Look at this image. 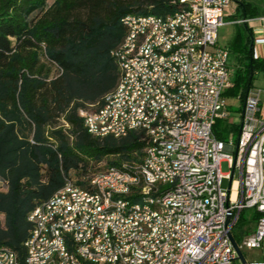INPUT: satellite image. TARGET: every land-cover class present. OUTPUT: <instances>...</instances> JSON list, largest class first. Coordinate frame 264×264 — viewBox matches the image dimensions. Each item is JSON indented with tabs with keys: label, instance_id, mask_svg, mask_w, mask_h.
I'll return each instance as SVG.
<instances>
[{
	"label": "trees",
	"instance_id": "16d2710c",
	"mask_svg": "<svg viewBox=\"0 0 264 264\" xmlns=\"http://www.w3.org/2000/svg\"><path fill=\"white\" fill-rule=\"evenodd\" d=\"M238 3L246 16V4ZM180 9L179 0H0V248L20 262L33 230L31 210L67 179L82 184V177L99 170L141 162L146 143L139 133L92 137L79 111L100 107L118 82L112 52L125 35L121 19ZM242 25L229 46L242 66L231 92L240 90L243 100L264 59L253 55V34ZM238 128L218 120L213 131L223 139ZM258 216L254 211L247 222ZM240 218L232 229L236 241Z\"/></svg>",
	"mask_w": 264,
	"mask_h": 264
},
{
	"label": "built area",
	"instance_id": "2783aa9c",
	"mask_svg": "<svg viewBox=\"0 0 264 264\" xmlns=\"http://www.w3.org/2000/svg\"><path fill=\"white\" fill-rule=\"evenodd\" d=\"M238 1L179 0L187 11V18L183 19L187 24L186 47L166 50V61L171 60V57H178L186 65L184 84H192L193 91L200 98L199 112L194 113L191 118H183L179 126L168 127L166 117L178 110L182 101L161 100L150 91L152 78H159V84L170 87L168 74L156 69L154 74L145 73L144 61L150 53L144 58H135L138 61L139 76L129 75L130 88H137V93L147 92L145 101H151V108H144L143 103L145 117L152 109H165V116L156 136L146 140L155 142V154H160L162 159L163 156H170V163H163V169H158V174H151V168L133 160V174L99 170L82 177V181L97 180L101 190H108L109 202L100 204L99 199L88 198L90 207L77 215L79 226L69 235L75 242L78 264H87L82 245H98L101 248V240L96 243L88 242L90 232L109 233L112 239V235H124V229H128V225H136L134 237L127 238V243H114V249H109L112 251L110 264H118V259H126L128 264H148L155 255L151 254V244H144V237L154 239L165 234H155L154 228L148 226L143 218L117 214L115 206L110 205V196H121L123 206H128L124 204V197L133 194H127V189L122 187V180H135V171H142L145 177L157 180L158 191L152 193L175 222L177 243H168L163 250H159L164 254L162 264H264V259L247 260L243 254L244 250L259 248L264 240V120L259 117L264 91L251 90L244 96L235 139L232 132L220 139L213 131L216 121L228 117L224 93L234 85L229 50L217 44L218 30L229 23H246L252 20L264 22V16L229 21L228 9ZM167 26H172V23H167ZM161 28L159 27V31ZM125 30L123 44L132 34H137V29L125 26ZM129 100L130 91H122L111 103L116 111V123L111 127L122 125V119H129V124L137 123L138 120H130L131 112H122V105L128 104ZM81 118L82 121L92 122L93 119L103 120V113H98L97 107H94L90 111V120H83V114ZM144 151L147 152V148ZM222 161L228 164L229 170L226 173L221 172ZM166 174H173L171 189H162V180L166 179ZM235 174L238 175L237 179H233ZM224 179L228 180L227 188L222 187ZM235 182L237 186L233 198ZM145 191L149 192L147 189ZM79 194L87 193H81L78 186L77 189H70L67 182L59 188L57 198L67 199L64 213L71 209L74 195ZM134 194H137L136 190ZM245 209H251L259 213V216L252 222L251 231L242 234L239 241L234 239L244 257L243 262L229 235L233 236L232 229ZM47 212L49 210L45 212L43 220H36L39 239H42ZM30 216L36 218L35 207ZM106 219H113V226H106ZM53 252L63 262L65 257L60 244H55ZM136 255H143L144 263H135ZM23 260L28 263L25 256ZM0 264H9V258L2 253Z\"/></svg>",
	"mask_w": 264,
	"mask_h": 264
},
{
	"label": "bare ground",
	"instance_id": "6f19581e",
	"mask_svg": "<svg viewBox=\"0 0 264 264\" xmlns=\"http://www.w3.org/2000/svg\"><path fill=\"white\" fill-rule=\"evenodd\" d=\"M184 18H187V11L180 9L167 15L129 14L121 19L124 26L137 29V34H132L125 44L122 40L112 52L119 68V78L114 89L104 96L101 106L97 108L98 113H103V120L83 121L85 130L92 137L99 139L106 136L119 139L132 131L139 133L140 139L146 143L144 149L147 148V152L143 150L142 160L138 163L143 164L146 168H151V174H158V169H163V163H170V156H163L162 159L160 154H155V142L146 140L156 136V131L159 130L165 116V109H152L145 117L143 103L144 108H151V101H145L147 92L137 93V88H130L129 75L130 77L139 76L138 61L135 58H144L150 53L144 61L145 73L154 74L155 69L166 72L171 87L170 89L167 85L159 84V78H152L150 91L161 100L182 101V105H178V110H174L172 115L166 117L167 126L177 127L183 118H191L194 113L199 112V96L193 91L192 84H184L186 65L180 62L178 57H171V60L166 61V50L186 47L187 24L183 21ZM167 23H172V26H167ZM159 27H162L160 31ZM173 90H179L181 93ZM122 91H130V100L128 104L122 105V112H131L130 120L138 121L135 124H129V119H122V125L111 127L116 123V111L111 103ZM90 111L81 109L79 115L83 114V120H90ZM122 167V169L109 168L108 171H105L133 174L132 164H123ZM65 182L70 184V189H77L78 186L81 193L87 194L74 195L72 207L67 210V213H64L66 212L67 199L57 198L59 189L46 201L35 207L36 218L29 215V220L33 223V230L23 243L28 263L24 260L20 262L21 260L19 261L13 251L0 248V253L9 258V264H78L75 242L69 235L73 234L79 226L77 215L81 210L90 207L88 198L99 199L100 204H108L109 191L101 190L100 183L94 179H86V181H82V184L76 183L73 179H67ZM236 186L235 182L233 198ZM122 187L127 189V194H133L124 197V204L128 206H123V197L121 196H110V205L115 206L117 214L143 218L148 226L154 228L155 234H165L154 237V239L144 237V244H151V254H155L148 264H162L164 254L159 250H163L168 243H177V229L172 216L152 193L158 191L157 180L145 177V173L142 171H135V180L132 178L123 179ZM172 187L173 174H166V179L162 180V189H171ZM145 189L149 192H146ZM134 190L137 191V194H134ZM47 210L49 212H47L42 239H39L36 220H43ZM106 226H113V219H106ZM134 232H136V225H128V229H124V235H112V239L109 233L90 232L88 242L96 243L97 240H101V248L98 245H82L86 263L110 264L112 251L109 249H114V243H127V238H133ZM55 244H60L63 249L65 257L63 262L61 258H56V252H53ZM135 263H144V256L136 255ZM118 264H128V262L126 259H118Z\"/></svg>",
	"mask_w": 264,
	"mask_h": 264
},
{
	"label": "crops",
	"instance_id": "0c3cea01",
	"mask_svg": "<svg viewBox=\"0 0 264 264\" xmlns=\"http://www.w3.org/2000/svg\"><path fill=\"white\" fill-rule=\"evenodd\" d=\"M241 1L246 4V8H247L246 16L244 14L240 15V13L242 12L240 8V4L238 2H235L234 4L230 6L227 12V19L229 21H237L243 18L256 19L257 17L264 16V0H241ZM229 24L235 26L234 33L232 34L230 41L221 46H225L228 48L229 57L232 55V60H229V64L233 70V80H234L237 69L241 68L242 66L238 60L240 55L233 53L229 45L233 41L236 31L242 28L243 23L236 22V23H229ZM229 24H226V25H229ZM245 24L248 28H250L253 34V55L255 57L264 59V22H261L258 20H252L250 22H246ZM217 36H218V33H217ZM217 44L220 45L218 42ZM260 73H264V70L255 72L252 79H254V76L260 75ZM252 84H253V80L251 82V87L247 90V92H250L251 90L259 89L258 87H255ZM232 88L233 86L230 89L226 90L224 93V96L226 97L227 95L235 94L242 107L243 100L241 97V91L239 90L236 93H232L231 92ZM259 90L264 91V89H259ZM260 98L262 99V94H260ZM259 117L262 120H264V102L260 103ZM225 121L228 123V119H225ZM229 124H234V123H229ZM229 132H232V131H229Z\"/></svg>",
	"mask_w": 264,
	"mask_h": 264
},
{
	"label": "rangeland",
	"instance_id": "374dc122",
	"mask_svg": "<svg viewBox=\"0 0 264 264\" xmlns=\"http://www.w3.org/2000/svg\"><path fill=\"white\" fill-rule=\"evenodd\" d=\"M49 2H51V0H49ZM234 29H235V26L231 25V24L219 28L218 36H217V42L220 45H224L227 42H229L231 37H232V34L234 33ZM229 58H230L229 60H232V55ZM252 80H253V84H252L253 86L258 87L259 89H264V73H260V75L254 76V79H252ZM225 100H226V110H227V115H228V117H227L228 124L229 123L238 124L239 120H240L239 114L241 112V104H240L238 98L236 97L235 94H230V95H227L225 97ZM85 108L86 109H93L94 107L86 106ZM59 123L66 130L69 129L68 125H66L62 119L59 120ZM228 133H229V131H227L225 133V135H227ZM236 136H237L236 133H234L233 134L234 139L236 138ZM104 164H105V162H101V163L93 166V168H97L99 166H104ZM220 169H221V172H223V173L228 172L229 168H228V164L226 161H222L220 163ZM237 178H238V175L235 174L233 176V179H237ZM71 179H73L77 183L75 177H72ZM227 186H228V180L224 179L222 182V187L227 188ZM252 213H253V210H251V209H245L240 213V217H241L240 222L244 223V224L241 226L240 225L238 226L239 227L238 228L239 233L245 234V233H248L249 231H251V229L253 227V223L251 221H249V222H247V221L250 220ZM243 254L247 260H262V259H264V240H262L261 246L259 248L244 250Z\"/></svg>",
	"mask_w": 264,
	"mask_h": 264
},
{
	"label": "water",
	"instance_id": "95a60500",
	"mask_svg": "<svg viewBox=\"0 0 264 264\" xmlns=\"http://www.w3.org/2000/svg\"><path fill=\"white\" fill-rule=\"evenodd\" d=\"M229 237H230V240H231V243H232L233 247L235 248V250H236V252L238 254L239 259L244 262V257L242 255V253L240 252V250L237 248V245H236V242H235L233 236L230 234Z\"/></svg>",
	"mask_w": 264,
	"mask_h": 264
}]
</instances>
